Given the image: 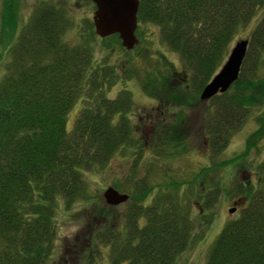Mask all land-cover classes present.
<instances>
[{
    "label": "trees",
    "instance_id": "obj_1",
    "mask_svg": "<svg viewBox=\"0 0 264 264\" xmlns=\"http://www.w3.org/2000/svg\"><path fill=\"white\" fill-rule=\"evenodd\" d=\"M263 6L264 0H139L136 33L142 25L157 26L162 41L189 72L179 77L172 69L170 83L161 65L148 69L156 76L149 80V93H164L176 103L188 90L191 99H198L236 32ZM11 8L12 0H4L1 18L14 29ZM65 23L56 11L36 7L6 51L10 60L0 80V264H48L57 202L62 199L69 207L84 191L85 171L105 164L132 136L124 115L129 97L111 100L105 95L114 76L105 60L94 58L95 31L71 44L62 38ZM263 52L264 19L252 30L233 83L235 93L217 94L207 106L202 135L214 150L226 145L230 131L250 112L254 96L248 90L257 81L264 83L255 78ZM174 80L180 81L176 87ZM79 98L84 104L68 131L67 116ZM144 185L135 182L123 218H112L116 207L93 204L84 220L85 234L78 232L60 264H176L195 229L188 207L177 190L144 204L150 192ZM245 191L238 217L215 238L206 264H264V190Z\"/></svg>",
    "mask_w": 264,
    "mask_h": 264
},
{
    "label": "rangeland",
    "instance_id": "obj_2",
    "mask_svg": "<svg viewBox=\"0 0 264 264\" xmlns=\"http://www.w3.org/2000/svg\"><path fill=\"white\" fill-rule=\"evenodd\" d=\"M3 1L0 0V80L10 60L6 51L13 46L36 7H47L61 15L67 23L62 38L68 43H79L83 34L94 31L92 18L96 6L91 0H12L11 14L17 23L14 29L2 22ZM262 19L264 6L236 32L227 54L236 41L249 40ZM139 30L138 41L131 49L122 47L114 36L103 38L96 32L97 43L91 42L94 58L99 62L105 60L109 71L113 72L112 85L105 87V95L111 100H119L124 95L129 97L124 115L132 136L105 164L85 171L84 191L69 207L62 199L57 202L55 246L48 264H60L72 251L78 232L83 230L80 237L85 234L84 220L89 217L93 204H105L102 191L107 186L133 195L135 182H144V187L150 190L144 204H150L160 194L177 190L188 207L195 229L188 245L177 256L176 264H206L213 241L225 224L236 219L241 211L237 208L229 212L232 202L247 196L245 190L249 188L264 190V129L252 136L264 127V104H261L264 83L257 81L249 88L248 94L254 96L249 100L250 112L239 127L230 131L226 145L214 150L202 135L210 100H193L188 90L176 103L164 93L156 96L149 93L147 86L149 80L156 77L152 72L156 65H161L170 83L172 69L179 77L189 72L178 55L162 41L157 26L146 24ZM148 69L153 74H148ZM255 69L256 80L264 78V52L258 55ZM246 77L249 79V71ZM179 83L174 80L172 86ZM226 92L235 93V86ZM83 104L79 98L71 107L66 121L68 131L75 126ZM126 206L119 204L113 209L112 218H123Z\"/></svg>",
    "mask_w": 264,
    "mask_h": 264
},
{
    "label": "water",
    "instance_id": "obj_3",
    "mask_svg": "<svg viewBox=\"0 0 264 264\" xmlns=\"http://www.w3.org/2000/svg\"><path fill=\"white\" fill-rule=\"evenodd\" d=\"M96 5L93 15V25L98 36L106 37L117 33L122 45L131 49L137 42L134 31L137 26V10L139 0H92ZM247 40L237 41L222 65L220 71L213 76L211 81L203 88L200 98L208 100L218 92H225L238 78L241 63L245 56ZM105 204L116 206L125 203L129 195L121 193L111 186L102 192ZM245 198L239 199L234 204H242ZM235 208L230 209L233 212Z\"/></svg>",
    "mask_w": 264,
    "mask_h": 264
}]
</instances>
